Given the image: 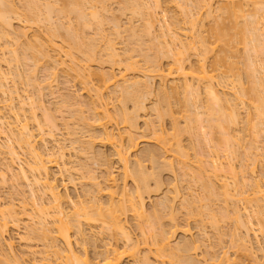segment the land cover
<instances>
[{
    "label": "bare ground",
    "instance_id": "bare-ground-1",
    "mask_svg": "<svg viewBox=\"0 0 264 264\" xmlns=\"http://www.w3.org/2000/svg\"><path fill=\"white\" fill-rule=\"evenodd\" d=\"M20 1L23 2V7L22 5L21 7L22 9L24 8V12L23 10H21V12L19 13L23 15L24 19L22 15L17 12V8H15L16 5L13 1L0 0V35H2L1 37L5 38V42H3L2 46L0 45V51L2 56H8L7 59L1 57L2 59L0 60V62L2 60H5L4 62L7 63V71H4L3 68L1 69L0 66V90H2L0 92L3 93V95L6 93L5 91H7L6 88L8 86L5 85H7V80L10 74L15 76L17 80H25L27 84L32 88L39 86L38 89H40V87L43 88L44 86L45 88L47 86L49 87L51 80L49 81L48 79H54L57 71L59 69L60 71L63 70V72L65 71L68 74L72 75H69L71 79L73 77L74 80L77 79L76 81L79 80L81 84L84 85L83 88H85V90L88 92L89 100L93 99V107L100 108L98 113H96L99 114L100 117L97 119H93L91 123L88 122L89 120L87 121L88 117H85L86 115H84V112H82L83 109L78 106L79 103L81 104V106H85L87 104L88 109H91V101L89 102L88 100H85L87 103L83 101L85 102V105H82L83 102L76 101V103L79 102L77 103V106L83 113V116L79 110L74 112L75 110H77V107L75 106L76 103L71 104L68 101V99L70 98L69 94L65 95L68 97H63V99L65 98L64 100L61 99L63 101L61 102L63 106H71V110L72 107L76 108H73L72 110L76 115L73 114V112L68 111L69 113H71L70 115L68 113V117L71 116L72 119L74 118V115L78 117V120L76 118L75 120H73L74 122L77 120L75 123L73 122L75 124V127L76 123L78 124V122L81 120L77 126L79 127L80 124H82L80 128H77L81 130L83 124H87L86 127L90 129V126H92L95 121L110 117L108 107L109 102L101 100L102 91H99L100 87L96 88L92 83L91 85H89V76L93 75V73L91 72L92 70L89 69L91 67L90 64H92V62L94 61L99 63L108 62V59H110V62L112 60L113 63H116L118 59L117 56L119 57V55H121V51L116 49V41H113L114 37H111L110 35L113 34L114 36H119L123 33V30L127 31V33H125L127 34L130 42L126 41V44L129 43L130 45H128V47H126V49L123 51V53H126V56L128 57L125 60L128 61V54H131L129 52H133L138 49L139 52L143 53L141 57H143L142 60L145 62V66L138 69V74L136 76L135 74H133L134 76H131L132 78H127L125 73L121 71L119 74H114L113 72L105 73L104 71L100 70L99 72L94 73L95 78L98 79L99 82L103 84V86H113L111 87L113 89V93L112 90L110 93L116 94L114 93V91L118 92L122 104L131 101L133 104H135L134 106L139 107L137 110L143 107L144 104L142 101L144 100L147 92V95L150 94L151 85H153L151 83H153L152 81L155 77L160 81V87L158 89V91L160 90L161 92H158L159 95H162L159 96V98L161 99L160 102L165 103L167 106V104H169L167 101L168 97L170 98L173 97V95H179L181 93L182 98L180 99L182 100L180 101V103L182 102L184 107L188 106L187 104L195 107L194 109L196 110H193V114L189 113L188 109H186V112H188V114L185 115L187 116V119H184V121H186L185 125L182 128L177 126L178 122L174 119V121L172 122V128L174 132L172 131L171 135H164L165 130L159 124L155 125V127L154 125H152V129H150L151 133L147 132L148 134H152V136H155L158 144L160 142L158 146L160 147V151H162L161 155L163 156V153H166L164 158L160 156V153L158 151L157 153L155 150H153V147V149L144 147V150L142 149L143 152L140 151L141 155L148 158L151 165L155 166V168H153L154 170L167 167L168 170L173 171V169H175L174 164L177 162L179 164L177 166L178 169H180L181 172L184 175L188 176L189 179H191L193 182H197L200 185L201 190H203L202 195L205 193V196L203 195L202 198L199 197L200 200H204V202L202 203H198V201L200 202V200L197 195V197H195L198 199L194 198V201L198 200L197 202L192 201L193 199L190 200L191 198H187V200L184 198V200H181V204L187 201L186 203L188 204L186 205L188 206V208L187 206H185L187 214L197 213L200 215V213L203 211L204 213L201 215L205 214L204 218H208V221L214 228L218 227V220L220 217H218L213 209L210 208L209 203L212 200L221 201L222 199V201L224 202V206L220 207L221 209L219 208L221 210H219L221 216L220 219H224L228 216L230 219V217L232 216L231 219H233L235 222V227L232 232H230L232 240L235 241L234 243H236L237 240V243H239L238 245L236 243L237 247L241 246V249L246 248L247 250L249 246L247 247L246 242L249 240L247 237H249L248 234L250 235L249 232L251 231L250 227H252V225L248 223V220L250 221L249 218L247 221L245 220L248 216L252 217L254 215L253 213L256 212L258 213H256V215H260L261 213V215L263 214L264 217V209L262 207V205L264 204V172H261V174L263 175H259L262 178L256 177V170L254 169L256 168L257 164L259 162H262L263 160L258 161L259 157L256 158L255 155L258 150L256 151V153L255 151H253L256 158L255 160L258 162L257 164L255 163L256 166L253 163V167L251 169H248V163L246 165V163L244 162L247 168H245L243 163L244 167H242L245 169L239 168L240 171L237 172V168L235 170L236 166H233L234 160L232 159L237 158V148L241 145V141L238 142L240 138V135L238 133L239 129L237 133L235 130L242 126L241 125L238 127V125L241 124L240 122L243 121L240 115V108L243 105L252 110V116L249 115L251 113L247 112L249 116L247 117V120L245 119L249 127L245 123L243 124L246 125H244L245 128L248 127V130L250 129V131L252 130V132L255 131L252 134V136L254 135L255 137V140L253 139V141H256V137H259L262 132L264 135V72L263 74L261 73L262 75L260 74L259 76L258 74L256 76L255 69H253L252 67V65L256 64L255 62H259L262 65L264 64V0H197L196 4H198V7L196 6L195 11L191 10V6L189 5V7L186 4L189 3V0H180L182 1L181 3H178L177 1L175 2V5L179 8V12L183 11V13H180L183 16L184 23L187 24V26L181 29V32L177 31L179 29L176 30L174 27L173 28L176 31L173 28L170 29V23L168 24L169 26L167 25V23L165 24L166 30H163V28L161 27L163 26L162 24L164 22H159L161 18H158V11L156 12V9H160V0H118V2L120 3H118L119 9L117 8V11H122V13L124 11H128V13H130L131 15L128 19V21H130L128 23L126 22L127 24H125L126 26L124 27V24H122L123 28L121 25L122 22L120 23V20L118 21V18L116 19L115 15H113L114 13H110L109 11V6L111 5V3L109 5V2L111 0ZM214 3H216V5L212 6V4ZM186 5L189 9L185 7ZM109 13L110 18L108 17ZM19 15H21L22 17L21 20L30 24H44L45 26H43L44 28L46 27L45 29L47 31V37H43L39 35V33H35L33 34L34 36H30V39L27 35L25 26H20L22 28L19 27L20 29L16 28L15 30L12 27L13 25L11 20L15 19L13 17H16L20 20L21 17L19 18ZM136 16H140V19L144 20L145 26L142 27L143 29H140L139 27L138 29L137 27H135L136 25L133 22L134 20L131 21V17ZM162 16H164V14ZM63 20H65L66 22ZM106 20L109 22V24L111 23L110 26L112 29V34L110 33V35H108L109 32L105 33L106 29L103 26ZM207 20H212V26L211 28L209 27L210 31L208 30L209 32H207L208 35L203 33V31L205 30L203 29V26L205 25L204 22ZM156 23L159 24L158 28H161V31L158 30L160 31V33L157 32V35L159 37H156H158V40L155 38L153 33L155 31L153 30V28L155 27ZM175 23L177 24L178 20L173 18V20L171 21V25ZM86 28L89 29L90 32L92 30L93 34L89 32L87 34L90 35H86ZM151 29L153 30V32L151 31ZM144 30H146V32ZM149 33H151V36H153L155 39L153 40V37H151L150 39L153 41L150 40V42L145 43L149 39H146L145 41V39H142V37L144 35L150 36ZM56 37L60 38V44L56 43ZM155 40L158 41L155 43L156 45L158 43V47L152 46ZM144 43L145 46L146 44H148L146 47L143 46L146 50H144L142 47ZM238 43H243V49L245 48L247 52V54L246 52L244 53L246 54V57L244 58L243 56L241 62L244 59L245 63L244 61L242 63L243 67L245 68H243V71L246 72L244 73L246 74V78H248L247 81H249V83L247 84V87L250 85L249 88H246V86L243 85L239 78L240 76L237 75L239 74L237 70L240 68H238L239 62L235 63V61H238V57H233L234 59H230V61L227 60L229 59V57L232 58V56L237 55L235 53L239 50V47H237ZM150 44L152 48L154 47V49H159V51L156 50L158 52L157 54L156 52L154 53L153 50V52L151 51L152 48L151 46H149ZM159 44L162 45L161 48L165 47V52L162 49V51H160ZM22 45H24L25 47H22ZM19 47H22V49H19ZM158 54L161 55V58L169 57L167 58L169 59V62L167 63L166 68L162 67L159 58L160 56H158ZM260 55L263 57H261ZM192 56L195 57V64L186 65V62H188ZM131 57L132 55H130V58ZM208 57L209 59L211 58V62L207 66L206 59ZM119 59L121 60V58ZM29 60H33L31 61L32 66L30 65ZM27 61H29V64L27 63ZM132 61H128L129 63L127 65H124V69H136L134 68V63H136V61ZM12 63L17 65L21 63L22 66L25 64L24 66L27 65V67L23 70L24 72L22 71L21 73L19 71L20 69H17V65L15 66V69L11 67ZM41 63L42 65L43 63L46 64L44 70L46 68L45 73H47L48 76L45 74L41 82H39L40 80L37 81L35 79L34 70L31 69L39 64L41 65ZM28 65L30 66V68ZM221 66H224L226 68L223 72H220L218 70V68H220ZM233 69H235L234 72L232 71ZM227 71H230V73L232 72L234 74L236 71L237 74H235V76H232V73L230 75V73L228 72V76ZM230 76L236 78H232L233 80H228L227 78ZM168 78L169 80L171 78L170 82L172 83H168L167 87L165 81L168 80ZM216 78H218L219 80L216 81ZM40 83H42L44 86L42 87ZM3 85L6 88H3ZM217 85H221V88L218 89L217 87L219 86ZM167 88L170 90V93L167 91ZM36 89H34V92ZM91 90H94V94L90 93ZM38 91L39 90H37V92ZM41 91L38 92V95L34 94L35 98L34 96L32 97L31 94H25V97L22 98L21 94H18L16 90L15 92H13L14 95L8 92L6 94H8L9 96L5 94V96L7 97L4 96L3 98V101L5 103L2 101L4 104L2 105L1 103L2 106L0 105V133L4 136L3 138L5 139L2 141L4 142V144L0 141V154L3 152V154L7 153L9 160L12 163V165L10 163H7V165H5L6 163H4V167L2 166L0 168V179L1 181L5 179V175H7V173L10 174V177H6H9L11 179L13 178L12 180H19L20 178H22V180L27 183V186H29L28 192L30 193L29 196H31V198H29L31 201H29L30 204L25 201L22 202L21 200L23 206L21 208L23 210L25 206L27 208V205H23L27 203L29 205L28 207L31 214L26 212L28 209H26V213L22 209L21 211L16 210L13 203H10V201L7 202V205L3 203L5 206H2V204H0V264H25V258L23 259L22 255L21 257H18L19 255L16 256V254L14 253L15 251H13L14 249L12 247V243L4 239V234L8 230L7 228L9 224V221L6 219V217L9 216L10 224L18 228L19 221L21 220L20 215L22 214H26L29 220L28 223L30 222V220L32 221V224H26L27 227L23 225L25 227L24 229H27L31 225L29 227L30 229L28 228L27 230L33 233V235L36 234L37 237L39 236L44 242V248L42 252H40L43 255L40 256L39 260L37 261H43L47 259V256L53 255L54 260H59L60 264H121V260H123L122 258H124L125 256L128 258L129 256L132 259L136 258L135 260H137L138 264H209L207 263V259L203 258V260L201 257L202 261H204L201 263V260L198 261L199 259L197 260L196 257L192 256L193 252L190 253L191 251H196V248L200 247L199 241L203 243V239H201V236H197V239L195 240L194 238L196 237L191 238L190 236L189 239L185 238L188 235L186 234L188 233V229L186 227V229L184 228V231L182 229V233L186 234V236L182 234L183 237L181 239H184L182 241L178 240L177 243L174 244L173 241L176 242V240H172V238H174L173 236H175L174 231H177V225H171L170 227H172V229L169 230L170 227H163V225L158 222L160 215L162 217L165 214L164 209L167 208V210H169L170 208L171 210L173 208L172 204L174 203L172 201L173 199H176V191L178 190L174 188L172 190L173 192L171 191L172 193H174H171V197H169L167 193H165L167 196L165 195L163 197L162 195V199L160 197L159 201L156 200L155 204L152 203L153 207L151 206V208H154L155 206H161V208L158 209H161L164 212L161 210L159 211L155 207L156 210H154L157 212H154L150 208V210L154 212L153 214H151L152 216L149 215L150 213H146V204L144 203L143 194L147 193V191L150 190V187L148 186L149 178L156 181H154L156 188H160V180L158 181V171H151V173H147V170H144V165L142 166L141 164L143 160L141 161L138 158L139 156H134V159L129 157L130 151H132V149L136 145V141L134 140L135 138L131 134L132 132L130 128H136L135 124L137 123V120L135 123V116L138 117V115L136 114L138 112H135L136 110H134L133 113H128V111H126L124 107V104H121L122 106L120 105V107H118L117 109L119 111V116H121V122L126 125L125 127L128 128L127 130L124 127V131L122 130L120 132L117 131L118 133H113L111 129L109 130L104 125V123L98 122V124L101 126V137L99 135V139H101L102 136H104L102 139L105 138L106 140L113 138L114 135H116L117 137V143L115 145L116 147L114 146V151L117 160L121 165V178H123L119 190L116 189L118 185L117 183H115L116 179L111 172L106 173L101 181L97 180V177H91L90 175H88L90 176L87 178L91 190H84L83 192H86L85 194L87 196L91 191L93 192V195H89L88 198L86 197L83 200L81 199V201L78 200V202L76 200V202L74 201L71 204V201H73V199L69 201L70 199L67 196L68 194L66 193V195L65 193H61L58 190L57 185L54 183L53 178L50 176L49 165L52 163L58 165L60 160L62 163V167L64 166L63 168H65L64 170H67L70 173L73 162L71 163V167L67 166L68 163H70L68 160H66L67 153H70L68 149L73 150L74 152L77 149L76 152L80 151L78 154L87 155L88 153L85 150H87L89 146V144H87L89 140H87L86 143V140L85 142L82 141L83 138H80L81 140L79 139V136H77L75 131L77 128L75 129V127L72 126L75 129L72 130L73 128H71L69 126V123H67L70 118L65 119L66 121H63L61 123L67 130L66 135L70 136L68 137V143H64L65 137H61L63 140H61V138H59V140L54 137L55 135L53 132L58 129V123H56L55 121V115L53 119V113H49L51 114V116L48 114L51 109H48L49 111L43 109V104L39 98V93ZM166 91L168 92V94ZM50 93L53 92L50 91ZM93 95H95V97H93ZM177 97L178 96H176V98ZM14 100L16 103L14 102ZM72 100L73 99H71L70 101ZM73 102H75V100ZM196 103H198L199 105H197ZM3 107L5 109L7 108L9 117L6 116L7 114L5 113V111H2ZM60 109L61 108L59 107V112L57 113H61L62 110L60 111ZM67 109L69 110V108ZM241 109L246 108H244L243 106V108ZM38 110L41 111L39 112L41 113L39 115ZM78 113H81V115H77ZM170 113V110L168 108H165L163 111H156V116L157 118H161L165 114ZM40 117L42 120L40 119ZM10 118H12V120ZM28 120H31V122L34 124L37 133H34L31 130ZM149 123L146 122V124ZM98 124H94V126H98ZM68 126L70 128H68ZM82 129L84 130V128ZM85 131L87 132L90 130ZM80 132L82 133V131ZM124 132L126 135H124ZM77 133L79 132L77 131ZM180 133H188V135L194 136L193 138L195 140L199 137L204 138L206 142H208V144L210 143L209 146H212V148L208 147L210 149L206 150L207 153H196L194 162H192L193 160L190 161L187 156L188 154L183 151L180 139L179 137H177L180 135ZM234 133L237 134V138ZM215 135L217 136V138ZM95 137L96 136H94V139ZM124 139L125 141H127L125 142V145ZM214 139L215 144L213 142ZM195 140L192 141L195 142ZM262 141L264 142V140ZM3 145H5V149H3ZM189 145H192V143H190ZM254 145L256 146V144L252 143L253 148ZM252 146L247 148L246 151L252 148ZM219 147L221 148L219 149ZM16 148H18L25 157H22L18 153ZM78 148H80L81 150ZM256 148L257 146L254 148V150ZM89 149L90 147L88 148V150ZM90 151L91 150H89V152ZM155 152L159 155L158 159ZM249 153L250 152L248 151L246 152L247 155ZM251 154L252 153H250V155ZM259 154L260 153H257V156ZM161 157L163 159H160ZM130 158L133 160H131ZM14 160H18L19 164H17L16 161L15 163L17 164V166L15 167L16 169L13 170V164L15 165V163H13ZM158 160H162V162H159ZM174 160L176 161L174 162ZM0 161H2V158ZM262 163L263 164L260 163L261 167H264L262 166L264 165V161ZM81 165L84 168L83 163L80 164V166ZM23 166H25L26 169H28L32 173L31 177L28 176L29 174H27L26 172L28 170H25V167ZM71 170L73 172V168ZM82 175L84 174L80 175L82 178L85 177ZM18 176L20 178H16ZM70 176H68V178ZM127 177H131V180L135 182V184L137 183L136 188L133 190L134 193L133 191H131L132 193L130 192L129 194L126 190L125 179ZM216 180H218V182ZM42 195H47V200H45V198L43 200ZM82 195H84V193H82ZM102 196L104 197V199L102 198L103 200L100 198ZM204 198H206L207 202ZM78 199L80 198L78 197ZM237 200L238 202L239 200L241 201L240 204H242V208H240V204V207H238V205L236 204ZM68 201L69 204H71L70 206H67ZM228 201H231L232 204L231 210H229L231 214H229V212L227 211V207L229 206V204H227ZM261 201L263 202L262 204ZM225 205L228 206L225 207ZM250 207L252 210L250 209ZM253 207L255 208L256 212L253 211ZM247 208L250 211H248ZM150 210L149 212H151ZM170 210L167 211L169 215H171ZM194 210L197 211L194 212ZM249 212H252V214L249 215ZM127 213H130V216L132 215L133 218L137 221L135 225H137V228L139 227L138 230H140V235L143 237L142 243L144 244L143 246L145 249V253L143 252V254H138L139 250L137 246L133 244L131 234L129 230H127ZM243 214L245 215V217L247 215L246 219L243 218ZM261 215L259 217H261ZM153 217H155V219H153ZM147 218H150L152 224ZM169 219L171 220L172 218L169 217ZM262 220L264 221V218H262ZM81 221L86 222V224H94L96 222L98 224L97 227H99V229L101 230V233H103L105 237H109L110 239V241L109 239L104 242L102 241L104 244L101 243L102 246L99 250L101 251V253L98 251L97 253L99 254H95L96 256H94V258L88 256L87 250H85V248L82 249V252L78 253V251H76L72 246V242L70 240L71 234L69 231L72 227H75L76 234L80 239L83 240L82 242H85L86 240L85 235H83V229L81 228ZM144 222H146L147 224L149 222V233L144 229V226H142ZM154 222L157 224L154 225ZM240 227L244 228V230L242 229L244 233H242L243 231L241 230L242 232L240 233L243 234V237L240 236L238 238L237 229H239ZM27 230H25V233L29 234L30 232L27 233ZM144 230L150 236H148ZM261 231L262 229L259 230V232L262 234L263 231ZM145 234L148 236V238H151L150 245H152V247L148 245V238ZM202 234L204 235V233ZM245 236L246 238H244ZM94 237L98 238V236ZM121 238L124 239V243H127L125 245L128 246L118 245V241ZM89 239L96 242L94 238L92 240V237L87 238V240ZM57 240L61 242L62 245L59 246L58 243L54 242ZM111 240H113V243L111 242ZM195 242H198V245ZM3 244L5 245V248L2 247L4 246ZM30 250L31 249H29V251ZM30 253H33V251H30ZM225 254L226 251L223 252V256ZM137 255H141V257H137ZM223 256H221L217 264H222L224 262V257L225 260H228V257L226 255L224 257ZM33 258L32 260L35 261L36 259ZM47 263H49V261Z\"/></svg>",
    "mask_w": 264,
    "mask_h": 264
},
{
    "label": "rangeland",
    "instance_id": "rangeland-1",
    "mask_svg": "<svg viewBox=\"0 0 264 264\" xmlns=\"http://www.w3.org/2000/svg\"><path fill=\"white\" fill-rule=\"evenodd\" d=\"M11 1H13L14 2V4L16 5L15 6V8H17L16 10H17V12L19 13V12H21V10H23L22 9V7H23V2H21L20 0H11ZM120 1V0H119ZM178 1V3L180 2H182V1H180V0H160V9H162V10H158V9H156V12H157V16H158V18L160 19L161 18V20L159 21L160 23H161V21H163L164 23L162 24L163 26H161L162 28H163V30H166L165 28V24L167 23V25L169 24L170 25V29L171 28H175L176 30L177 29H179V30H177V31H179V32H181V29L182 28H184L185 26H187V24L186 23H184V19H183V16H182V14L180 13V12H182L183 13V11H180L179 12V8L175 5V2H177ZM190 2H191V4H190ZM110 3H111V5H110ZM118 3H120V2H118V0H111L110 2H109V11H110V13L111 12H113L114 14L113 15H115V18L117 19L118 18V21L120 20V23H121V25L122 24H124V27L126 26L125 24H127L129 21H128V19H129V16H131L130 15V13H128V11H124L123 13H122V11H120V12H118L117 11V8L119 9V7H118ZM197 3V0H189V3H186L188 6L190 5L191 6V10H193V11H195L196 10V6L198 7V4H196ZM21 5H22V7H21ZM185 6L186 8L188 7V6ZM195 5V6H194ZM213 5H216V3H214V4H212V6ZM189 6V7H190ZM187 9H189V8H187ZM162 11V12H161ZM23 12H24V10H23ZM22 12V13H23ZM110 13H109V18H110ZM19 14H21V13H19ZM24 14V13H23ZM164 14V16H162ZM22 15V14H21ZM21 15H19V18L21 17ZM112 15V16H113ZM215 15H216V12H215ZM117 16V17H116ZM22 17H23V15H22ZM22 17L20 18V20L18 19V18H16V17H13V18H15V19H13V20H11L12 21V27L16 30V28L17 29H20V28H22V27H24L25 26V28H26V31H27V35L29 36V38H30V36H34L33 34H35V33H39V35H41V36H43V37H47V31H46V27L44 28V26L43 25H41L40 23V25L38 24V25H36V24H30V23H28V22H25V21H23V20H21L22 19ZM141 17L139 16H136V17H131V21H133L134 23H135V27H139L140 29H143L142 27H144L145 25V23H144V20L143 19H140ZM173 18H175V19H177L178 20V23L176 24H172L171 25V21L173 20ZM23 19H24V17H23ZM63 21H65V20H63ZM107 21V20H106ZM104 22V28L106 29V31H105V33L106 32H109V34L108 35H110V33L112 34V29H111V23L109 24V22L107 21V22ZM109 21H110V19H109ZM66 22V21H65ZM127 22V23H126ZM214 22V21H213ZM205 23V25L203 26L204 28L203 29H205L204 31H203V33L204 34H206V35H208L207 34V32H209L210 31V29H209V27L211 28V26H212V20L211 21H209V20H207V21H205L204 22ZM168 25V26H169ZM214 25V24H213ZM20 26H22V27H20ZM157 26V27H156ZM158 26H159V24L158 23H156L155 24V27L153 28V30H155L154 32H153V30L151 29V31L154 33V36H155V38L158 40V35H157V32L158 33H160V31H161V28L159 29L158 28ZM20 27V28H19ZM109 27H110V29H111V31H110V29H109ZM122 28H123V25H122ZM138 28V29H139ZM173 28V29H174ZM145 29V28H144ZM147 29V28H146ZM174 29V30H175ZM85 30V29H84ZM83 30V31H84ZM123 30V29H122ZM158 30H160V31H158ZM175 30V31H176ZM209 30V31H208ZM85 31H87V32H85ZM84 32H85V34L86 35H90V34H87V33H89L90 32V30L89 29H87L86 28V30H85ZM145 32H146V30H144ZM46 32V33H45ZM93 31L91 30V32L90 33H92ZM123 33L121 34V35H119V36H114L113 34L112 35H110L111 37H114L113 38V41H116L115 43H116V49H118L119 51H121V55H119V57L117 56V58L119 59V58H121V60L119 59V61H118V59H117V61H116V63H113V61L111 60V62L109 61L110 59H108L107 61L108 62H103V63H99V62H92V64H90L91 65V67L89 68V69H91L90 71L93 73V75L92 76H89V79L90 80H88V82L90 81V84L89 85H91V83L94 85V87H96V88H98V87H100V90L99 91H102V98H101V100H103V101H108L109 103V105H108V107H109V115H110V117L108 118V117H106V118H102L101 120H98V121H95V123L94 124H98V122H101V123H104V125L110 130L111 129V131L113 132V133H116L117 131H124V127L126 126L124 123H122L121 121V116H119V111H118V107H120V105L122 104L121 102L122 101H120V95H119V93L118 92H115L114 91V93H116V94H111L110 92H111V90H112V93H113V89L111 88V87H113V86H103V84H101V82H99V80L98 79H96L95 78V74L94 73H96V72H99V70L100 71H104L105 73L106 72H113L114 74H119L120 73V71L121 72H123V73H125V75L127 76V78L129 77V78H132L131 76H134L133 74H135V76L138 74L137 73V70L138 69H140V68H143L144 66H145V62L142 60V58L143 57H141L142 56V54L143 53H141V52H139V50L138 49H136L135 51H133V52H129V53H131V54H128L129 55V59L132 61V60H135L136 61V63H134L135 64V67L134 68H136V69H124V65L126 64H128L129 62H130V60L128 59V61L127 60H125L126 58H128L126 55V53H123V51L126 49V47H128V45H130L129 43H127L126 44V41L128 42L129 41V38L127 37V31H122ZM126 32V33H125ZM151 32V33H152ZM151 33H149V35L150 36H146V35H144L143 37H142V39H145V41H146V39H149L147 42H145V43H148V42H150V38L151 37H153V36H151L152 34ZM46 34V35H45ZM93 34V33H92ZM125 35H126V37H125ZM2 35H0V45L2 46V44H3V42H5L4 41V37H1ZM156 36H158V37H156ZM205 36V35H204ZM238 36V35H237ZM184 37V36H183ZM57 38V37H56ZM59 38V37H58ZM58 38L57 39H55V41H56V43L57 44H60V38H59V40H58ZM154 37L152 38L153 40L155 39ZM31 39V38H30ZM29 39V40H30ZM160 39V38H159ZM27 40H28V37H27ZM153 40H151V41H153ZM157 40H155L154 41V43L152 44V42H151V44H152V46H155V47H158L157 45H158V43H157V45L155 44L156 42H158ZM130 42V41H129ZM145 43H144V45H142V47L144 46V47H146L148 44H146V46H145ZM151 44L149 45V46H151ZM127 45V46H126ZM161 44H159V47H160V51H164L165 52V47L164 48H161L162 47V45L160 46ZM0 46V47H1ZM24 45H22V47H23ZM152 46H151V48H152ZM22 47L20 48L19 47V49H22ZM25 47V46H24ZM144 47H143V49H144ZM237 47H239V50L235 53V54H237V55H235V56H232V58H230L229 57V59H227V60H229L230 61V59H234L233 57H238V61L236 60L235 61V63H237V62H239L238 63V68H240V69H238L237 71H238V73L239 74H237V72L235 71V74H237L238 76H240L239 78H240V80H241V82L243 83V85L244 86H246V88H249V86L247 87V84L249 83V81H247V79L248 78H246V72L245 71H243V68H245V67H243V61H244V59H243V61L241 62V59H242V57L244 56V58L246 57V54H247V52H246V49L244 50L243 49V43H238V45H237ZM150 48V49H151ZM142 49V50H143ZM162 49V50H161ZM144 50H146V49H144ZM143 50V51H144ZM154 51V53L156 52V54L158 53L157 51H159V49L157 48H155L154 49V47L151 49V51ZM157 50V51H156ZM244 50V51H243ZM101 51V50H100ZM150 51V50H149ZM152 51V52H153ZM99 52V51H98ZM147 52V51H146ZM246 52V54H244ZM100 53H102V52H100ZM162 53V52H161ZM153 54V53H152ZM244 54V55H243ZM0 60L2 59L1 57H4V55L2 56V54H1V51H0ZM97 55H100V54H97ZM96 55V56H97ZM102 55V54H101ZM130 55H132V57L130 58ZM6 56V55H5ZM158 56H160L159 58H160V61H161V65H162V67L163 68H166L167 67V63L169 62V59H167V58H169V57H167V58H165V57H162L161 58V55H159L158 54ZM211 56V55H210ZM261 56V55H260ZM212 57V56H211ZM261 57H263V56H261ZM8 58V56H6V57H4V59H7ZM115 59H116V56H115ZM240 59V60H239ZM211 60V58L209 59V57L206 59V65L208 66L209 65V63L211 62L210 61ZM5 61V60H4ZM3 60L0 62V66H1V69L3 68V70L5 71H7V63H5ZM30 61V60H29ZM29 61H27V63L29 64ZM31 61H33V60H31ZM31 61H30V65L32 66V64H31ZM228 61V62H229ZM232 61V60H231ZM33 63V62H32ZM132 63H133V61H132ZM244 63H245V61H244ZM256 64H254V65H252V67H253V69H255V74H256V76L259 74V76H260V74L262 73L263 74V72H264V64L262 65V64H260L259 62H255ZM195 64V57L194 56H192L191 58H190V60L188 61V62H186V65H194ZM17 64H13L12 63V66L11 67H13L14 69H15V66H16ZM25 65V64H24ZM22 66V64L21 63H19V65H17L16 67H17V69L22 73V71L24 70V69H26V67H27V65L26 66ZM41 65H42V63H41ZM40 64L39 65H37L36 67H34V68H32L31 70H34V76H35V79L37 80V81H39V82H41V80L43 79V76L46 74L47 75V73H45V71H46V68H45V70H44V67H45V65L46 64H44L43 63V65L41 66ZM29 66V65H28ZM261 66V67H260ZM236 67H237V64H236ZM29 68H30V66H29ZM209 68V67H208ZM226 68L224 67V66H221L220 68H218V70L220 71V72H223L224 70H225ZM234 70L235 69H233L232 71L234 72ZM24 72V71H23ZM48 72V71H47ZM228 72L230 73V71H227V74H228ZM241 72V73H240ZM245 72V73H244ZM58 73V74H57ZM57 73H56V76L54 77V79H52V78H50V79H48L49 81L51 80V83H50V85H49V87L47 86L46 88H45V86L42 84V83H40L41 85H42V87L43 88H41L40 87V89H38V87H35V88H32L31 86H29L28 84H27V82L25 81H20V79H16V77L15 76H13V75H11L10 74V76H9V78H8V82H7V85H5V86H8L7 88L6 87H4V85H3V88H6V90L8 91V89H9V93L10 94H12V95H14V93L13 92H15V90H16V92L18 93V94H21V96H22V98H24L25 97V94L26 95H28V94H31L32 95V97L34 96V94L35 95H38V92L39 91H41L40 93H39V95H40V101L42 102V104H43V109H45L46 111H49L48 109H51L50 110V112H48V114L49 113H53V119H54V117H55V121H56V123H58L57 124V126H58V129H56L53 133H54V137L55 138H57V139H59V138H61V137H65L64 138V143H68V137H70V136H67L66 135V132H67V130H66V128H65V126L63 125V124H61L63 121L65 122L66 120L65 119H67V118H70L69 120H68V122L67 123H69V126L71 127V128H73V127H75V122L78 120V117L77 116H75L76 114L74 113V112H76V111H78L79 110V107L78 106H80L81 107V109H83L82 110V112H84V115H86L85 117H88L87 118V121L88 122H91L92 123V121H93V119H97V118H99L100 117V115L99 114H96V113H98V111L100 110V108L99 107H93V105H92V100H89V96H88V92L85 90V88H83V84H81V82L79 81H76L77 79H73V77H72V79H71V77L69 76V75H71V74H68L67 72H63V70L62 71H60V69L57 71ZM232 73V72H231ZM231 73H230V75H231ZM67 74H68V76H67ZM234 73H232V76H235V74L233 75ZM241 74V75H240ZM261 74V75H262ZM48 76V75H47ZM46 76V77H47ZM72 76V75H71ZM228 76H229V74H228ZM237 76V77H238ZM45 77V78H46ZM232 78H236V77H228L227 79L228 80H233ZM46 79V80H47ZM98 80V81H97ZM219 79L218 78H216V81H218ZM166 81H169V82H166ZM165 81V83L167 84V87H168V83L170 84V83H172V82H170L171 81V78H170V80H169V78H168V80H166ZM14 82V83H13ZM153 83H151V84H153V85H151V92H150V94L149 95H147V93H146V95H145V98H144V96H143V98H144V100L142 101L143 102V109L141 108V109H139V110H137L139 107H137V106H134L135 104H133L131 101H128V102H126L125 104H124V107H125V109H126V111H128V113H133L134 112V110H136L135 112H138V113H136L137 115H138V117L137 116H135L136 118H135V123H136V120H137V123L135 124L136 125V128L135 129H133V128H130L131 129V134L134 136V140L136 141V145H135V147L132 149V151H130V156L129 157H131V158H133L134 159V156L135 157H138L141 161H142V166L144 167V170L146 171L147 170V173H151V171H158V181L160 180V188H156V186H155V180L154 179H150L149 178V183H148V186L150 187V192L149 191H147V193H145V194H143V197H144V203L146 204L145 206V209H146V213H150L149 215H151V214H153L154 212H157V211H155L156 209H158V208H161V206L160 207H157V206H155L156 207V209H155V207L154 208H151V206L153 207V204L152 203H154L155 204V202H156V200L157 201H159V199H160V197H161V199L166 195L165 193H167V195L169 196V197H171L170 195H171V193L173 192L172 190L175 188L176 190H178V191H176V199H173V203L174 204H172V209L170 210V208H169V210H170V214L172 215H169V213L167 212V211H169V210H167V208L166 209H164L165 210V214L163 215L162 213V217H161V215H160V218H159V220H158V222H160L162 225H163V227H166V228H169L171 225H173V224H175V226L177 225V231H174V235L175 236H173L174 238H172V240L173 239H175L176 240V242H174L173 241V243L175 244V243H177V241L178 240H183V239H181L183 236H182V232L184 231V228L186 229V227H187V229H188V233H186V234H191V235H187V237H185V238H190V236H191V238L193 237H196V238H194V240L195 239H197V236H201V239H203L202 240V242L203 243H201V241H199V245H200V247H198V248H196V251H191L190 253H192L193 255V257H196V259L198 260V261H200L201 263L202 262H204V261H202V259L203 258H205V259H207V263H209V264H217L218 263V261H219V259L221 258V256H223V252H225L226 251V256L228 257V260H225V255L223 256L224 258V262L222 263V264H264V221L262 220V218H264L263 217V214L261 215V213H260V215H261V217H259L260 215H256V210H255V208L253 209V211H255L256 213H253L254 215L252 216V217H250V216H248L247 217V215H246V217H247V219H246V217H245V213L243 214L244 216H243V218H245L246 220L245 221H247L248 220V218L250 219V221L248 220V223H250L251 225H252V227H250L251 229V231L249 232L250 233V235L248 234V236L249 237H247L249 240L246 242V244H247V250H246V248L245 249H241L240 247H237L236 246V243H237V240H236V243H234L235 241H233L232 240V236L230 235L231 233L230 232H232V230L234 229V227H235V225H234V220L233 219H231V217H230V219H229V216L228 217H225L224 219L222 218V219H220L221 218V216H220V212H219V210L221 209L220 207H222V206H224L223 205V201H222V199H221V201H215V200H212L209 204V206H210V208L211 209H213V211L216 213V215L218 216V217H220L219 218V220H218V222H219V224H218V227H216V228H214L213 226H211V224H210V222L208 221V218H204V215H201V214H203L204 212L202 211H200L201 213H200V215L199 214H197V213H193V214H187V211H186V207L185 206H187L186 204H188V203H186L187 201V198H191L190 200H192V201H194V198H196L197 197V195H198V198L200 197V198H202L203 197V195L205 196V193L202 195V191L203 190H201V187H200V185L196 182H193L191 179H189V177L188 176H186V175H184L182 172H181V170L180 169H178V163L176 164H174L175 165V169H173V171H170V170H168L167 169V167H165V168H158V169H160V170H158L157 168V170H154L153 168H155V166H153V165H151V163H150V161L148 160V158H146V157H143L142 155H141V152H143V150H144V147L145 148H150V149H153V150H155L156 152L158 151L159 153H160V156H162L161 154H162V151H160V147L158 146L159 144H160V142H159V144H158V141L155 139V136L153 135L152 136V134H148V133H151V130L150 129H152V125H154V127H155V125H157V124H159L164 130H165V133H164V135H167L168 136V134H170L171 135V133H172V131L174 132V130H173V128H172V122L174 121V119L178 122V125L177 126H179V127H183L184 125H185V121H184V119L186 118L187 119V116H185V115H187L188 114V112L189 113H192L193 114V110H196V109H194L195 107H193L192 105H189V104H187L188 106H186V107H188V108H186V107H184V105L182 104V102L180 103V101L182 100V99H180V98H182V94L180 93L179 95H173V97H168V99H167V101H168V103L169 104H167V106H166V104L165 103H163V102H160V98H159V96H162V95H159V93L158 92H160V90L158 91V89H159V85H160V81L158 80V78H154L153 79V81H152ZM92 85V86H93ZM217 86H219V85H217ZM216 86V87H217ZM221 86V85H220ZM217 87L218 89H220L221 87ZM51 87V88H50ZM0 88H1V86H0ZM37 88V89H36ZM222 88H223V86H222ZM34 89H36L35 90V92H34ZM168 89V88H167ZM37 90H39L38 92H37ZM0 91H2V90H0ZM7 91H5L6 93H8ZM50 91L51 92H53V93H50ZM168 92L170 91L169 89L167 90ZM166 91V92H167ZM168 92H167V94H168ZM1 93V92H0ZM5 93V94H6ZM90 93L91 94H94V90H91L90 91ZM161 93V92H160ZM170 93V92H169ZM5 94L3 95V93H1L0 94V105H1V103H2V105L5 103L4 101H3V98H4V96H5ZM66 94H69V96H70V100L71 99H73L72 101H70L69 99H68V101L72 104H75L76 103V101H79V102H83V101H91V104H90V107H91V109H88V106H87V104L85 105L84 103L86 102H83L82 103V105H85V106H81V104L79 103V102H77V103H79L78 104V106H77V103L75 104V106L77 107V110H75L74 112L72 111L73 110V108H75V107H72V110H71V106L70 107H67L68 105H62L61 104V102H63L62 100H64L63 99V97H68V96H65ZM6 95H8V94H6ZM110 97H109V96ZM112 95V96H111ZM115 95H117V96H115ZM119 95V96H118ZM170 95H172V94H170ZM169 95V96H170ZM9 96V95H8ZM176 96H181V97H179V99H178V97L176 98ZM5 97H7V96H5ZM74 97V98H73ZM93 97H95V95H93ZM92 97V98H93ZM34 98H35V96H34ZM36 98H37V96H36ZM113 98V99H112ZM142 98V99H143ZM184 98V97H183ZM192 98V97H191ZM243 98H244V96H243ZM245 98H246V96H245ZM62 99V100H61ZM79 99V100H78ZM110 99V100H109ZM75 100V102H73ZM80 100H82V101H80ZM178 100V101H177ZM191 100V99H190ZM4 103H3V102ZM67 101V102H68ZM14 102H15V100H14ZM179 102V103H178ZM16 103V102H15ZM64 103H66V102H64ZM63 103V104H64ZM87 103V102H86ZM184 103V102H183ZM68 104V103H67ZM71 104H69V105H71ZM122 104V105H123ZM142 104V103H141ZM195 104V103H194ZM197 105H199L198 103H196ZM1 105V106H2ZM62 105V106H61ZM121 105V106H122ZM169 105V106H168ZM69 108V110L66 108ZM243 106H244V108H246V109H241V108H243ZM242 107H241V105H240V111H241V117H242V119H243V121L242 122H240L241 124L240 125H238V127L239 126H241L240 128H244V129H240V128H237V130H235L236 131V133L238 132V129H239V135H240V138H239V140H238V142H240L241 141V145L240 146H238V148H237V150H238V152H236L237 154V158H234V159H232V160H234L233 161V166L235 167V170H236V168H237V172H239L240 171V169L242 168V169H245V168H247L246 167V165H247V163H248V169H251L252 167H253V165L256 163H258L255 159L257 158V157H259V159H258V161H261V160H263L264 161V150H263V146H264V142L262 141V140H264V135H263V132H262V134L260 135L259 133H260V131H259V137L257 136L256 137V141H253V139L255 140V137H254V135L252 136V134H253V132H255V131H253L252 132V130L250 131V129L248 130V123H247V117L249 116V115H251L252 116V110L251 109H249V108H247V107H245V105H243ZM45 107V108H44ZM56 107H57V109H56ZM61 108L60 109V111H61V113H57V112H59L58 111V108ZM136 107V108H135ZM4 108V107H3ZM2 108V111L4 112L5 111V113L7 114L6 116H8L9 117V113H7V108L5 109H3ZM47 108V109H46ZM56 109V112H55V109ZM165 108H168L169 110H170V114H165L164 116H162L161 118H157V116H156V111H163ZM76 109V108H75ZM186 109H188V112H186ZM248 109V110H247ZM41 110V109H40ZM40 110H38V115L39 114H41V113H39V112H41ZM199 110V109H198ZM68 111H70V112H73V114H75L73 117V119L71 118V116L70 117H68L71 113H69ZM80 111V110H79ZM118 111V112H117ZM251 111V112H250ZM55 112V113H54ZM81 112V111H80ZM81 112V113H82ZM247 112L248 113H251V114H247ZM68 113H69V115H68ZM81 113H78L77 115H81ZM118 113V114H117ZM135 114V113H134ZM246 114H247V116H246ZM50 116H51V114H49ZM55 115V116H54ZM62 115V116H61ZM82 115H83V113H82ZM83 115V116H84ZM191 115V114H190ZM189 115V116H190ZM41 116V115H40ZM42 117V116H41ZM41 117H40V119H41ZM75 118L77 119L75 122L73 121V120H75ZM11 120H12V118H10ZM246 119V120H245ZM42 120V119H41ZM245 120V121H244ZM81 121V120H80ZM79 121V122H80ZM184 121V122H183ZM28 122H29V126H30V128H31V130L34 132V133H37V130H36V127L34 126V124L31 122V120H28ZM74 122V123H73ZM79 122H78V124H79ZM146 122L147 123H149V124H146ZM151 122H153V123H151ZM42 123H43V121H42ZM243 123H245L248 127H244V125L245 124H243ZM77 123H76V127H75V129L78 127L77 125H78ZM82 124V123H81ZM81 124H80V126H81ZM94 124H92V126H90V129L88 128V127H86L87 126V124L86 125H84L83 124V126L81 127V130L80 129H78V128H80V126L75 130L74 128L72 129V130H75L76 131V134H77V136H79V139L81 138H83V142H85V140H86V143H87V140H89V142L87 143V144H89V146H88V148L90 147V149L89 150H91L90 152H89V150H88V148H87V150H85L87 153V155H83V154H78L79 152H76V150H75V152L73 151V150H70V149H68L69 150V152L70 153H67V156H66V160H68L70 163H68V165L67 166H70L71 167V163H72V168H73V172H72V168L70 169V173H69V171H65L64 169L65 168H63L62 167V163H61V161L59 160V164L57 165V164H54V163H52V164H50L49 165V174H50V176L53 178V181H54V183L57 185V188H58V190L61 192V193H67L66 195L69 197V201H71V199H73V201H71V204H72V202H76V200H77V202H78V200L79 201H81V199L83 200V199H85L86 197L88 198L89 197V195L91 196V195H93V192H89V194L86 196V192H83L84 190L85 191H87V190H91L90 189V184H89V181H88V178L87 177H97V180H99V181H101L102 180V178H103V176L106 174V173H108V172H111L112 173V175L114 176V178L116 179L115 180V183H117V187H116V189L117 190H119V188H120V186H121V181H123L122 179L123 178H121L122 177V169H121V165H120V163L118 162V160H117V157H116V155H115V151H114V149H115V145H116V143H117V137H116V135H114L113 136V138H110V139H108V140H106L105 138L104 139H102L104 136H102V140L101 139H99V135L101 134V126L98 124V126H94ZM147 125V126H146ZM149 125V126H148ZM151 125V126H150ZM245 125V126H246ZM68 126V128H70ZM73 126V127H72ZM86 128H85V127ZM94 126V127H93ZM147 127H148V130H147ZM178 127V128H179ZM82 128H84V130L82 129ZM88 128V129H87ZM126 128V127H125ZM261 128V127H260ZM128 128H126V130H127ZM82 131V133L80 132V131ZM85 130H90V131H85ZM262 130V129H261ZM77 131L79 132V133H77ZM84 131V132H83ZM234 131V130H233ZM264 131V130H263ZM148 132V133H147ZM252 132V133H251ZM118 133V132H117ZM236 133H234V135L236 136L237 134ZM75 134V135H76ZM91 134H92V136H93V138H92V136H91ZM124 135H126L125 134V132H124ZM217 135V134H216ZM215 135V136H216ZM238 135V136H239ZM94 136H96L95 137V139H94ZM190 135H188V133L186 134V133H180V135L179 136H177V137H179V139H180V143H181V146H182V148H183V151L186 153V154H188L187 156H188V158H189V160L191 161V160H193L192 162H194V159H195V154L196 153H198V154H203V153H207V151L206 150H208V149H210V148H208V147H211L212 148V146H209L210 145V143L208 144V142H206V140L204 139V138H197L196 140L193 138L194 136H192V138H191V136L189 137ZM218 136V135H217ZM217 136H216V138H217ZM4 136L0 133V141L2 142L3 140H5L4 138H3ZM98 137V138H97ZM100 137H101V135H100ZM195 137H198V136H195ZM253 137V138H252ZM48 138V137H47ZM236 138H237V136H236ZM49 139V138H48ZM66 139V140H65ZM80 139V140H81ZM241 139V140H240ZM50 140V139H49ZM60 140V139H59ZM61 140H63L62 138H61ZM195 140V142H193V141ZM217 140V139H216ZM0 142V143H1ZM125 142H127V141H125V139H124V145H125ZM213 142H214V144H215V139L213 140ZM3 144H4V142H2ZM51 143V142H50ZM49 143V144H50ZM85 143V144H86ZM190 143H192V145H189ZM195 143V144H194ZM252 143H254V144H256V146H257V148L254 150V148L256 147L255 145H254V148H253V146H252ZM194 144V145H193ZM213 144V143H212ZM219 144V143H218ZM217 144V145H218ZM251 144V145H250ZM1 145V144H0ZM252 146V148H250V149H252V150H247L248 152H250V153H252L253 155H254V153H253V151H255V153H256V151H257V153H260L258 156H257V153L255 154L256 155V158H255V155L253 156L252 154L250 155V153L247 155L246 154V149L247 148H249L250 146ZM115 146V147H114ZM193 146V147H192ZM221 146V145H220ZM260 146V147H259ZM262 146V147H261ZM153 147V148H152ZM6 147H5V145H3V149H5ZM218 148V147H217ZM221 147H219V149H220ZM78 149H80V148H78ZM143 149V150H142ZM16 150L18 151V153L22 156V157H25V156H23L24 154H22L21 153V151L18 149V148H16ZM81 150V149H80ZM141 151V152H140ZM246 151V152H245ZM155 152V153H156ZM157 152V153H158ZM220 152V151H219ZM263 152V153H262ZM4 153V152H3ZM3 153H1L0 154V160H1V158H2V161H0V168L4 165V163H6L5 165H7V163H10L11 165H12V163L10 162V160H9V157H8V154L7 153H5V154H3ZM83 153V152H82ZM156 153V154H157ZM171 153V152H170ZM7 154V155H6ZM100 154V155H99ZM139 154V155H138ZM143 154V153H142ZM239 154V155H238ZM165 155H166V153H163V158L165 157ZM2 156V157H1ZM3 156H5V157H3ZM157 156V159L159 158V155L157 154L156 155ZM247 156H248V159H247ZM160 158V159H163V158ZM130 158V159H131ZM142 158V159H141ZM262 158V159H261ZM4 159V160H3ZM133 159H131V160H133ZM224 159V158H223ZM225 160V159H224ZM255 160V161H254ZM6 161V162H5ZM9 161V162H8ZM17 161V162H16ZM159 161V160H158ZM161 162H162V160H160ZM159 161V162H160ZM176 160H174V162H175ZM254 161V162H253ZM262 161V162H263ZM17 163V164H19V162H18V160H14L13 161V163ZM235 162V163H234ZM246 163V165H245V163ZM262 162H259L258 164H257V166H256V164H255V166H256V168H254L256 171H255V174H256V177H261V176H259L260 174H261V172H264L263 170H264V167H261V164H263ZM15 163V165L13 164V170L14 169H16L15 167L17 166V164ZM83 163V165H84V168H83V166L81 165L80 166V164H82ZM243 163H244V166H245V168H243L244 166H243ZM254 163V164H253ZM261 163V164H260ZM19 166V165H18ZM243 166V167H242ZM262 166H264V165H262ZM4 167V166H3ZM23 167H25V166H23ZM164 167V166H163ZM63 168V169H62ZM240 168V169H239ZM262 168V169H261ZM25 170H28V169H26V167H25ZM247 171H250V170H247ZM27 172V174H29L28 176L29 177H31V172L28 170V171H26ZM152 172V173H153ZM68 173V174H67ZM9 173H7V175H5V179H3L2 181H1V179H0V204H2V206H5L4 204H6L7 205V202H9L10 201V203H13V205H14V207H15V209L16 210H20L21 211V207H23L22 206V202L23 201H25V202H27V203H29L30 204V199L29 198H31V196H29L30 195V193L28 192V187L29 186H27V183L26 182H24V180H22V178H20L19 176L18 177H16V178H20L19 180L18 179H14V180H12L11 178H9L10 177V174L8 175ZM70 174H71V176H70ZM81 174H84V175H82V176H85V177H81L80 175ZM239 174V173H238ZM88 175H90V176H88ZM261 175H263V174H261ZM6 176H9L8 178L6 177ZM68 176H70L69 178H68ZM1 178V177H0ZM7 178V179H6ZM219 178V177H218ZM218 178H216V179H218ZM262 178V177H261ZM90 179V178H89ZM220 179V178H219ZM5 180V181H4ZM16 180V181H15ZM13 181H15V182H13ZM52 181V182H53ZM155 181V182H154ZM217 182H218V180H216ZM125 183H126V190H127V192L130 194V192L131 191H133L135 188H136V184H135V182H133L132 180H131V177H127L126 179H125ZM159 186V185H158ZM248 187V186H247ZM86 188V189H85ZM149 189V188H148ZM172 191V192H171ZM250 191V190H249ZM189 192H191V193H189ZM82 193H84V195H82ZM132 193V192H131ZM133 193H134V191H133ZM178 193V194H177ZM191 194V195H189V194ZM172 194H174V193H172ZM162 195H163V197H162ZM166 195V196H167ZM178 195V196H177ZM202 195V196H201ZM173 196V195H172ZM196 196V197H195ZM42 197H43V200H44V198H45V200H47V195H42ZM78 197L80 198V199H78ZM101 199L103 198L104 199V197L102 196V197H100ZM184 198L186 199L185 201V203L183 202L182 204H181V200L183 199L184 200ZM198 198H196V199H198ZM200 198H199V200H200ZM221 198V197H220ZM49 199V198H48ZM100 199V200H101ZM102 199V200H103ZM205 200H206V198H204ZM21 200H22V202H21ZM203 200V199H202ZM202 200H200V202L198 201V203H202V202H204V200L202 201ZM30 201V202H29ZM69 201H68V203H67V206L69 205H71V204H69ZM189 201V200H188ZM196 201V200H195ZM194 201V202H195ZM196 201V202H197ZM43 202H46V201H43ZM206 202H207V200H206ZM236 202V201H235ZM240 200H239V202H238V200H237V202H236V204L238 205V207H240V208H242V204H240ZM260 202V201H259ZM4 203V204H3ZM10 203H8V204H10ZM27 203H25V204H23V205H27V208H26V206L24 207V212L26 211V209H28L29 210V205L27 204ZM193 203V202H192ZM263 202L261 201V204H262ZM47 204V203H46ZM184 204V205H183ZM196 204V203H195ZM227 204H229V206L227 207L226 205H225V207H227L228 208V212H229V210H231V201H228V203ZM239 204H240V206H239ZM66 205V204H65ZM183 205V206H182ZM197 205V204H196ZM199 205V204H198ZM219 206V207H218ZM252 207V206H251ZM251 207H250V209H251ZM262 207H263V209H264V204L262 205ZM67 208H70V207H67ZM150 208H151V210H153L154 212H152L151 210H150ZM187 208H188V206H187ZM201 208V207H200ZM220 208V209H219ZM226 208V209H227ZM155 209V210H154ZM223 209V208H222ZM26 211L27 213H29V214H31V212H30V210L29 211ZM149 210L152 212H149ZM159 210V209H158ZM161 210V209H160ZM159 210V211H160ZM200 210H202V209H200ZM247 210L248 211H250L248 208H247ZM252 210V209H251ZM161 211H163V210H161ZM197 210H194V212H196ZM221 211V210H220ZM242 211V210H241ZM25 212V213H26ZM164 212V211H163ZM172 212V213H171ZM246 212V211H245ZM168 213V214H167ZM156 214H158V213H156ZM167 214V215H166ZM229 214H231L230 212H229ZM228 214V215H229ZM250 214H252V212H249V215ZM258 214V213H257ZM148 215V214H147ZM169 215V216H168ZM21 217H20V221H19V227L18 228H16V227H14V226H12L11 224H10V217L9 216H7L6 217V219L9 221V224H8V230L6 231V233L4 234V239L5 240H8V241H10L11 243H12V247H13V251H15L14 253L16 254V256H18V257H21V255H22V258L24 259V261H25V264H29V263H31V264H33L34 262V264H58V262H59V260H54V257H53V255H49V256H47V259H45V260H43V261H37V260H39V258H40V256H42L43 254L42 253H40V252H42V250H43V248H44V246H43V244H44V242L42 241V239L40 238H38L37 237V235L35 236V235H33V233H31L30 231H28L27 229L31 226H29L27 229H24L25 227H27L26 226V224H28L29 225V223L30 224H32L31 222V220H30V222L28 223V218H27V216H26V214H22V215H20ZM132 216V215H131ZM130 216V213L128 214L127 213V215H126V226H127V230H129V232H130V234H131V237H132V241H133V244H135L136 246H137V248H138V250H139V252H138V254H143V252H144V244L142 243V236L140 235L141 233L139 232L140 230H138V228H137V225H135V223L137 222L136 221V219H134L133 218V216L131 217ZM152 216V215H151ZM154 216V215H153ZM149 217V216H148ZM169 217H171L172 219L170 220L169 219ZM259 217V218H258ZM228 218V219H227ZM261 218V219H260ZM148 219V218H147ZM153 219H155V217H153ZM148 220H150V218L148 219ZM244 220V219H243ZM135 221V222H134ZM152 221H155V220H152ZM147 222V221H146ZM146 222H144L143 223V225L142 226H144V229L145 230H147V232L149 231L148 230V224H149V222H151V220L148 222V224L146 223ZM151 224H152V222H151ZM157 223H155L154 222V225H156ZM25 227H24V226ZM97 223L95 222L94 224L93 223H91V224H86V222H82L81 221V228L83 229V235H85V238H86V240H87V238H89V237H92V240H93V238H94V240H96V242L95 241H91L90 239L89 240H85V242H82L83 240L82 239H80L79 238V236H77V234H76V229H75V227H72L69 231H70V240H71V242H72V246H73V248L76 250V251H78V253H80V252H82V249L83 248H85V250H87V254H88V256L89 257H91V258H94V256H96L97 254H99V253H97L100 249H101V246H102V244H104L103 242L104 241H106V240H108L109 239V237H105L104 236V234L103 233H101V230L99 229V227H97ZM21 226V227H20ZM23 226V227H22ZM174 226V225H173ZM143 228V227H142ZM241 228V227H240ZM237 229L238 231H237V237L239 238L240 236L241 237H243L242 235V233H244V228H241V229ZM30 229V228H29ZM172 229V227H170L169 228V230H171ZM182 229H183V231H182ZM243 229V230H242ZM260 229H262V231H263V233L261 234L260 232H259V230ZM24 230V231H23ZM25 230H27V233L28 232H30L29 234H26L25 233ZM100 230V231H99ZM144 230V231H145ZM168 230V229H167ZM174 230H175V228H174ZM243 232H242V231ZM261 231V232H262ZM146 231H145V233L148 235V233H147ZM176 232V233H175ZM240 232H242V233H240ZM202 233H204V235L202 234ZM254 233V234H253ZM255 233H256V236H255ZM100 234H103V235H100ZM145 234V235H146ZM186 234H183L184 236H186ZM146 235V237L148 238V236H150V235H148L147 236ZM6 236V237H5ZM24 236V237H23ZM94 236H98V238L97 237H94ZM145 237V236H144ZM205 237V238H204ZM25 238V239H24ZM101 238V239H100ZM244 238H246V236L244 237ZM257 239V241H256V239ZM103 239V240H102ZM122 239V240H121ZM119 241H118V245L119 246H128V245H125V244H127V243H124L125 241H124V239L123 238H121ZM151 238L149 237L148 238V240H147V242H149L148 243V245L149 246H151L152 247V245H150L151 244V240H150ZM200 239V240H201ZM90 243H89V242ZM103 241V242H102ZM109 241H110V239H109ZM108 241V242H109ZM197 241V240H196ZM238 241H239V239H238ZM3 242V241H2ZM54 242H56V243H58V245L60 246V245H62L61 244V242H59L58 240L57 241H54ZM93 242V243H92ZM95 242V243H94ZM111 242L113 243V240H111ZM180 242V241H179ZM85 243V244H84ZM102 243V244H101ZM107 243V242H106ZM172 243V242H171ZM195 243H197V245H198V242H195ZM201 243V244H200ZM249 243V244H248ZM101 244V245H100ZM173 244V245H174ZM239 243H237V245H238ZM4 245V244H3ZM85 246V247H84ZM2 247H4L5 248V245L4 246H2ZM29 249H31L30 251H33V253H30V251H29ZM193 250V249H192ZM195 250V249H194ZM100 253H101V251H99ZM194 252H195V254H194ZM145 253V252H144ZM34 254V255H33ZM51 254V253H50ZM96 254V255H95ZM212 254V255H211ZM34 256V258H33V256ZM137 257H141V255L140 256H138L137 255ZM201 257H202V259H201ZM32 258L33 259H36L35 261L34 260H32ZM211 258V259H210ZM123 260H121V264H136L137 263V260H135L134 258L132 259V258H130L129 256H128V258L125 256L124 258H122ZM210 259V260H209ZM204 260V259H203ZM37 261V262H36ZM49 261V263H47ZM135 261H136V263H135ZM199 262V263H200ZM59 264H60V262H59ZM138 264V263H137ZM155 264V263H154ZM181 264V263H180Z\"/></svg>",
    "mask_w": 264,
    "mask_h": 264
}]
</instances>
